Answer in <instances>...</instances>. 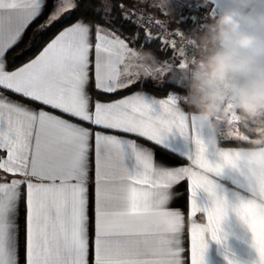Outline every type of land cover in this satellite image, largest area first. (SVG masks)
Returning a JSON list of instances; mask_svg holds the SVG:
<instances>
[{
    "label": "snow or ice",
    "instance_id": "snow-or-ice-1",
    "mask_svg": "<svg viewBox=\"0 0 264 264\" xmlns=\"http://www.w3.org/2000/svg\"><path fill=\"white\" fill-rule=\"evenodd\" d=\"M86 4L99 20L81 14ZM159 7L179 14V22L184 10H205L192 16L190 35L174 33L190 47L217 11L216 0H164ZM116 8L119 19L143 27L122 0H0V264H186V217L169 206L184 181L190 264H205L208 238L227 240L222 225L230 215L250 233V264H264V159L241 158L243 146H221L222 137L248 143L238 119L226 136L223 125L204 132L182 107L179 85L192 52L175 40L161 41L160 51L177 55L157 57L156 78L141 79L138 51L111 27ZM33 25L41 36L56 31L34 58L11 67L7 54ZM159 39L146 31L141 47ZM149 80L173 90L164 99L143 91L98 98ZM105 130L144 138L190 166L157 162L136 139Z\"/></svg>",
    "mask_w": 264,
    "mask_h": 264
},
{
    "label": "clouds",
    "instance_id": "clouds-1",
    "mask_svg": "<svg viewBox=\"0 0 264 264\" xmlns=\"http://www.w3.org/2000/svg\"><path fill=\"white\" fill-rule=\"evenodd\" d=\"M216 3V15L188 41L181 99L205 128L220 130L238 119L252 133L249 146L237 149L241 158L264 159V0ZM135 63L142 76L156 78L151 52L138 51Z\"/></svg>",
    "mask_w": 264,
    "mask_h": 264
},
{
    "label": "crops",
    "instance_id": "crops-1",
    "mask_svg": "<svg viewBox=\"0 0 264 264\" xmlns=\"http://www.w3.org/2000/svg\"><path fill=\"white\" fill-rule=\"evenodd\" d=\"M138 1H141V2H144L150 5L151 7H153L154 9L158 10L159 12L165 15V11L159 7V5L162 2H164V0H138ZM169 14H174V12L169 13ZM125 40L129 43L130 47L136 49L137 51L142 52L141 49L133 45L129 40L127 39ZM161 79L162 78L158 77L157 81L159 82ZM134 91H143L144 93L150 96H153L156 99H164L167 97V95L162 96L151 89L140 87L136 90H133L131 92H126L116 97L108 98L107 96H100L98 98L102 100L110 101V100L122 98L124 95H129ZM6 95H9L12 99H18L17 97L12 96V94L10 93H6ZM94 96H95V93H94ZM24 102L27 103V101H24ZM32 107H39V106L33 104ZM182 107H184L186 111L188 110L186 105H182ZM196 124H197V127L200 128L201 124L199 123L198 120L196 121ZM96 130H100V129H96ZM105 131H107L108 134L118 135V136H122L128 139H136L140 145L153 151L154 159L157 160V162H159L160 160H164L170 166H176V167L190 166L191 162L188 161L186 158L180 157L178 154L171 153L170 150L163 149L161 146H157L153 142L147 141L144 138H139V137L134 136L133 134H124V133H120V132L113 131V130H105ZM202 131L206 132L207 129L204 128L202 129ZM224 134H225V131H224ZM230 141H233V140L225 139L222 137L220 139L221 146H224V147L249 146L248 144L233 143ZM177 146L181 150H183L185 147L182 141H178ZM186 187H187L186 181L182 182L179 185L178 191L181 193V195L179 196L178 199L174 200L169 206L173 208H179L185 214L186 228H185V235H184V246L186 248V252H185L186 259L187 257H189V260L186 261V264H190V251H188V249L190 248V234L187 230L188 228L187 214H188L189 209H188V202H187ZM196 219H197V222H204L203 218L200 217L199 214ZM222 227L224 228L225 232L229 233L227 240L223 243H217L216 241H213L210 238H208V248L205 252V264H227V260L225 259L226 255H228L231 258L236 259L237 261H240L241 264H245V262H249L250 264V262L255 259L256 253L251 247V237H250V233L247 232L246 227L232 215L228 217V219L225 221Z\"/></svg>",
    "mask_w": 264,
    "mask_h": 264
},
{
    "label": "trees",
    "instance_id": "trees-1",
    "mask_svg": "<svg viewBox=\"0 0 264 264\" xmlns=\"http://www.w3.org/2000/svg\"><path fill=\"white\" fill-rule=\"evenodd\" d=\"M114 2L118 3L120 2V0H114ZM123 3H125L126 6H129L131 4H133V0H122ZM88 9L87 11H85V9ZM81 14H86L90 19H95V20H99V17L94 16L90 10V8H88L87 4L85 5V7L81 8ZM113 14L117 17V19L115 20V23L111 26L114 28H119L120 32L119 34L127 39V40H131L132 38L134 39V36L136 33L139 32V39L135 40L136 45L140 46L142 45V43L144 42V37H143V31L141 28H137L136 25H134L133 23H129L128 21H122L121 19H119V9L116 8L114 9ZM159 15H162L161 13H158ZM174 25H181L183 28H185L186 23L182 22V23H177L174 22ZM35 29V25L32 26V28H30L28 30V32L26 33V35L24 36V39L21 43H19L15 48H13L8 54V60L10 62V66L11 67H16L20 64H23L24 62L28 61L29 59H31L32 57H34L38 51L44 46L45 43H47V41L51 38V36L55 33V29H53L51 32L46 33L44 35H39L37 33H35L34 31ZM35 38V39H33ZM31 43V47H29V44ZM160 47H161V41L160 40H153L151 42L150 45L146 46V47H141L143 49V51H148L151 52L155 58L159 57V59H164L167 58L171 55V51H160ZM158 82V81H157ZM140 87H145L148 89H151L155 92H157L158 94L162 95V96H166L168 94L169 91L173 90V86L171 85H165L163 87H155L154 86V82L152 80H149L147 83L143 84V86L141 85H136L131 89H127L122 93H118L112 96H107L108 98H112V97H116L119 95H122L126 92H131L133 90H136ZM183 94V93H182ZM243 130H245L250 136L252 135V133L250 131H248L247 129H245L243 127ZM233 143H239V144H248V143H241L238 141H230Z\"/></svg>",
    "mask_w": 264,
    "mask_h": 264
},
{
    "label": "built area",
    "instance_id": "built-area-1",
    "mask_svg": "<svg viewBox=\"0 0 264 264\" xmlns=\"http://www.w3.org/2000/svg\"><path fill=\"white\" fill-rule=\"evenodd\" d=\"M126 7L129 9V11L134 12V15H132L131 19L133 21L139 20V22L143 25L141 29L144 32L143 33L144 40H145V32L149 31L153 36L160 37L159 39L160 41L175 40L178 48L183 47L187 51L192 52V48L189 45H187L186 40H182L179 36L174 35V33L178 29L183 30L184 32L186 31V29L183 28L180 24L179 25L173 24L174 22L182 23V22H179L180 20L179 14L160 18V17H157L155 14H153V12L150 10V8L147 5L135 3L131 6H126ZM204 11H205L204 9H201L200 12L189 13L188 10H184L182 14L186 18L190 19L192 23H194L192 16L202 15ZM149 18H151L152 20L151 23L148 22ZM156 20H159L161 22L160 25H157L155 23ZM185 33L188 34L187 32Z\"/></svg>",
    "mask_w": 264,
    "mask_h": 264
},
{
    "label": "rangeland",
    "instance_id": "rangeland-1",
    "mask_svg": "<svg viewBox=\"0 0 264 264\" xmlns=\"http://www.w3.org/2000/svg\"><path fill=\"white\" fill-rule=\"evenodd\" d=\"M135 3L142 4V5H147V6L150 8V10L153 12V14H155L157 17H160V18H163V17H166V16H173V15L177 14V13H174V14H165V15H164V14H162L161 12H159L158 10L154 9L153 7H151L150 5H148V4L144 3V2H141V1H138V0H133V4H135ZM133 4H131V5H133ZM131 5H129V6H131ZM158 13H161L162 15H159ZM184 22L186 23V25H185V29H186V31H185V32H187L188 34H191L192 30H193L194 27H195L194 23H192L191 20L188 19V18H186V19L184 20ZM138 34H139V32H138ZM130 42H131L133 45L137 46L139 49H141V50L143 51V49H142L140 46L136 45V43L133 42V38L130 40ZM174 55H177V54L171 51V55H170L169 57H167V58H171V57H173ZM177 58H178V57H177ZM164 59H165V58H164ZM161 60H163V59H161ZM141 79H143V76L141 77ZM239 127H240V130H241L242 132H244L245 134L249 135L245 130H243V126L240 125ZM223 130L225 131V136H226L227 133H228V130H229V129H228V126H227V127H224Z\"/></svg>",
    "mask_w": 264,
    "mask_h": 264
}]
</instances>
